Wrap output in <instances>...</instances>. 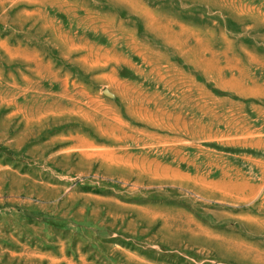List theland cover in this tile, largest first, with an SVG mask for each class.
<instances>
[{"label":"rangeland","instance_id":"obj_1","mask_svg":"<svg viewBox=\"0 0 264 264\" xmlns=\"http://www.w3.org/2000/svg\"><path fill=\"white\" fill-rule=\"evenodd\" d=\"M0 264H264V0H0Z\"/></svg>","mask_w":264,"mask_h":264}]
</instances>
